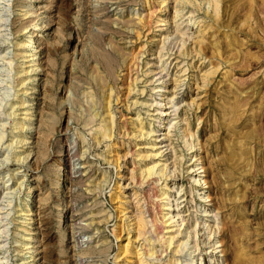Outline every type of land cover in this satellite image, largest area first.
Wrapping results in <instances>:
<instances>
[{
    "label": "rangeland",
    "instance_id": "1",
    "mask_svg": "<svg viewBox=\"0 0 264 264\" xmlns=\"http://www.w3.org/2000/svg\"><path fill=\"white\" fill-rule=\"evenodd\" d=\"M226 261L264 264V0H0V264Z\"/></svg>",
    "mask_w": 264,
    "mask_h": 264
},
{
    "label": "bare ground",
    "instance_id": "2",
    "mask_svg": "<svg viewBox=\"0 0 264 264\" xmlns=\"http://www.w3.org/2000/svg\"><path fill=\"white\" fill-rule=\"evenodd\" d=\"M157 179H158V178H157ZM199 181H200V180H199ZM204 182H205V180H204ZM65 204L68 205L69 203H65ZM148 222H149V220H147L145 217H142V218L140 219V222H139V225H140L139 227H140V229H141V230H144L145 224L148 223ZM221 231H222V230L219 229V232H221ZM221 234H222V233H221ZM163 235H164V234H163ZM172 239H173V237L169 239V243L172 242ZM218 242H219V244H220V245L218 244L219 246H224V241H223V240L220 239ZM223 250H224V249L222 248L220 251L223 252ZM211 251H213V249H212ZM214 252H216V251L214 250ZM235 260H236V261H235L236 263L240 262V261L238 260L237 257L235 258ZM225 264H229V263L226 261Z\"/></svg>",
    "mask_w": 264,
    "mask_h": 264
}]
</instances>
